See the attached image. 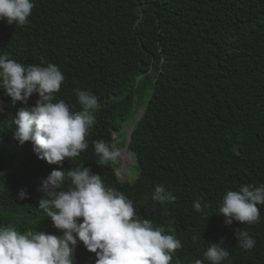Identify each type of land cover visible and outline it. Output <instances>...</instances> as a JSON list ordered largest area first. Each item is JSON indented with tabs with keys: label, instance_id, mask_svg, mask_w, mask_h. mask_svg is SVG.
Returning <instances> with one entry per match:
<instances>
[{
	"label": "trees",
	"instance_id": "1",
	"mask_svg": "<svg viewBox=\"0 0 264 264\" xmlns=\"http://www.w3.org/2000/svg\"><path fill=\"white\" fill-rule=\"evenodd\" d=\"M33 2L28 24L0 20V53L23 65H57L65 79L56 99L73 110L81 109L76 89L95 94L100 106L85 137L89 147L50 165L30 142L13 139L22 105L12 106L0 89L7 101L0 113V226L47 229L51 219L38 207L41 179L82 164L130 199L139 216L178 239L182 259L188 249L224 237L230 253L224 264H264V205L252 225H226L218 215L227 191L264 184V0ZM134 123L127 137L133 166L121 181L117 165H99L93 143L124 146L123 128ZM158 184L176 200L153 201ZM21 189L26 199L17 198ZM198 198L207 205L202 213L193 208ZM240 231L255 239L252 249L240 246Z\"/></svg>",
	"mask_w": 264,
	"mask_h": 264
},
{
	"label": "clouds",
	"instance_id": "2",
	"mask_svg": "<svg viewBox=\"0 0 264 264\" xmlns=\"http://www.w3.org/2000/svg\"><path fill=\"white\" fill-rule=\"evenodd\" d=\"M34 6L33 0H0V20L24 26ZM64 79L53 63L45 65L42 60L40 64L23 65L7 53H0V89L11 98L12 106L18 101L22 105L12 121L13 139L21 145L30 142L37 158L50 165L71 161L89 147L85 137L95 123L93 113L100 106L95 94L80 89L75 90L80 110H73L63 99L57 100L55 94ZM33 94L38 99L28 107ZM6 105V99L0 96V113L5 112ZM126 135L124 146L117 145L121 154L115 145L103 140L93 143L99 165H117L114 173L121 181L127 175L120 177L117 171L127 161L133 163ZM66 181L70 186L65 190ZM37 191L43 193L38 207L51 219L50 226L44 231L0 226V264H224L229 260L224 237L208 247L188 249V259H182L178 239L139 216L130 199L107 187L100 175L82 164L67 171L52 170L41 179ZM27 196L24 189L17 194L18 199ZM151 198L161 205L176 200L163 184L155 186ZM258 205H264V184L242 185L223 195L218 215L224 217L226 225L233 221L252 225L260 219ZM204 207L199 198L193 203L198 213ZM235 236L245 250L256 244L247 231L235 232ZM82 248L88 251L78 253Z\"/></svg>",
	"mask_w": 264,
	"mask_h": 264
},
{
	"label": "rangeland",
	"instance_id": "3",
	"mask_svg": "<svg viewBox=\"0 0 264 264\" xmlns=\"http://www.w3.org/2000/svg\"><path fill=\"white\" fill-rule=\"evenodd\" d=\"M146 98H147V95H145V99ZM136 117L134 116L133 121H135ZM129 128H130V125L129 126H124L123 132H126L128 134ZM113 137L116 138V139H118L117 138L118 137L117 134H114ZM116 149H118L119 150V153L121 154V151H120L121 149L117 145H116ZM117 159H119V157ZM132 166H133V163L131 161H127L125 164H123V166H121V169L119 171H117L119 173V176L120 177L126 176L127 175V172H128V168H131ZM42 231H44V230H42Z\"/></svg>",
	"mask_w": 264,
	"mask_h": 264
},
{
	"label": "water",
	"instance_id": "4",
	"mask_svg": "<svg viewBox=\"0 0 264 264\" xmlns=\"http://www.w3.org/2000/svg\"><path fill=\"white\" fill-rule=\"evenodd\" d=\"M141 114L142 112H139L136 119H135V122L139 120V118L141 117ZM135 123L132 125V127L130 128L129 130V133H128V136L131 134L132 130H133V127H134Z\"/></svg>",
	"mask_w": 264,
	"mask_h": 264
},
{
	"label": "bare ground",
	"instance_id": "5",
	"mask_svg": "<svg viewBox=\"0 0 264 264\" xmlns=\"http://www.w3.org/2000/svg\"><path fill=\"white\" fill-rule=\"evenodd\" d=\"M213 184V183H212Z\"/></svg>",
	"mask_w": 264,
	"mask_h": 264
}]
</instances>
